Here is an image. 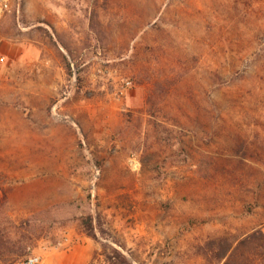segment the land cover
<instances>
[{
    "label": "rangeland",
    "instance_id": "obj_1",
    "mask_svg": "<svg viewBox=\"0 0 264 264\" xmlns=\"http://www.w3.org/2000/svg\"><path fill=\"white\" fill-rule=\"evenodd\" d=\"M256 230L264 0H0V264H223Z\"/></svg>",
    "mask_w": 264,
    "mask_h": 264
},
{
    "label": "trees",
    "instance_id": "obj_2",
    "mask_svg": "<svg viewBox=\"0 0 264 264\" xmlns=\"http://www.w3.org/2000/svg\"><path fill=\"white\" fill-rule=\"evenodd\" d=\"M229 241V239L219 240L220 243ZM243 249L248 250V255L242 256L239 254ZM101 255H103L107 264H131L118 250H112L111 253H108L104 247ZM227 255L228 258L223 264H242L246 259H249L251 264H264V232L256 230L252 233L236 237L234 240L230 241L228 250L220 259H224Z\"/></svg>",
    "mask_w": 264,
    "mask_h": 264
},
{
    "label": "built area",
    "instance_id": "obj_3",
    "mask_svg": "<svg viewBox=\"0 0 264 264\" xmlns=\"http://www.w3.org/2000/svg\"><path fill=\"white\" fill-rule=\"evenodd\" d=\"M12 264H44V260L39 255H30L26 258L19 259Z\"/></svg>",
    "mask_w": 264,
    "mask_h": 264
}]
</instances>
